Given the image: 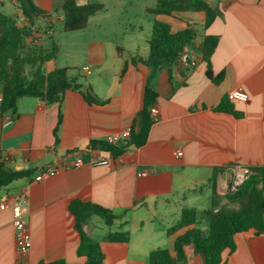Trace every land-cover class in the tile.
Returning a JSON list of instances; mask_svg holds the SVG:
<instances>
[{
  "label": "crops",
  "instance_id": "obj_1",
  "mask_svg": "<svg viewBox=\"0 0 264 264\" xmlns=\"http://www.w3.org/2000/svg\"><path fill=\"white\" fill-rule=\"evenodd\" d=\"M207 1L222 10L208 28L203 12L151 14L154 22L168 23L173 33L195 26L198 38L185 49L190 66L181 58L173 63L165 57L150 58V39L141 45L138 39L134 44L133 37L126 48L95 40L88 44V64L83 67L91 72H83L86 83L79 82L106 101L104 105L88 103L78 90H68L62 104L23 97L16 112H2L0 105V166L22 173L0 191V204L8 206L0 210V264L19 260L13 222V206L18 202L29 210L28 264L86 263L78 255L81 238L70 211L74 201L101 205L117 217L113 225L104 221V226L92 216L85 226V232L100 243L105 264H149L155 250L174 249L176 236L168 231L181 222L184 209L199 213L212 209L214 178L218 194L225 196L240 171L264 166V0ZM35 2L48 13L40 25L54 27L47 31L54 36L55 27L64 20L65 0ZM77 4L102 5L89 24L108 15L98 1L77 0ZM152 8L143 10L149 13ZM21 15L17 16L23 25ZM208 35L220 38L211 59L214 77L223 75L220 81L207 76L203 42ZM57 59L46 63L44 73L61 68ZM147 88L158 94L160 112L147 143L120 156L92 147L93 141L106 142L108 136L124 130L139 131ZM239 88L250 96L249 102H230L240 117L219 110L229 93ZM102 158L111 164L96 165ZM78 159L83 165L76 167ZM50 169H57V175L37 180ZM144 170L151 173L140 176ZM197 226L209 229L205 219ZM117 232L129 233V241L106 240ZM235 241L236 251L224 252L223 263L264 264V235L239 233ZM186 251V264H207L193 245Z\"/></svg>",
  "mask_w": 264,
  "mask_h": 264
},
{
  "label": "trees",
  "instance_id": "obj_2",
  "mask_svg": "<svg viewBox=\"0 0 264 264\" xmlns=\"http://www.w3.org/2000/svg\"><path fill=\"white\" fill-rule=\"evenodd\" d=\"M9 5L18 3L24 18L20 24V17L9 15L0 10V93L3 102L0 104L2 112H16L18 102L23 97H37L47 104H62L68 90L81 91L88 103L104 105L93 94L90 87L86 88L79 81V77L70 78V68H59L46 74V63L57 59L59 45L53 41L52 26H41L39 20L48 16L40 9L35 0H6ZM227 6L224 4L223 9ZM102 10L101 4H87L80 6L77 0H65L63 3L64 20L63 31L77 32L87 29L90 19ZM148 12L155 16H175L182 12H203L206 15L205 27H210L214 21L222 16L219 7H213L207 0H158L155 8ZM16 17H18L16 19ZM43 27V29H42ZM41 34V36L39 35ZM198 30L189 24L182 31L173 33L168 23L156 20L153 25L152 37L149 41L150 58L165 57L173 63L180 58L185 49L197 40ZM51 41L48 48L37 49L34 44L41 37ZM220 38L206 36L204 38L203 60L207 64V76L211 80L220 81L223 75L214 77L212 71V56L217 49ZM35 48V49H34ZM158 94L151 88L146 89L144 108L141 113V127L133 130L128 141L120 144L93 141L92 147L109 151L114 156L123 155L131 147H141L148 141L149 133L155 123L151 117V107L156 105ZM230 100L222 104L219 110L227 111L240 117L235 112ZM61 123V119L59 124ZM59 126L55 135L58 138ZM245 182L236 190H230L225 196H220L217 183L213 179L214 201L209 211L202 213L194 209H184L182 220L171 228L168 233L176 236L174 249H158L151 253L149 264H186L188 256L186 248L190 245L206 257L207 264L223 263V253L236 251L235 236L239 233L254 232L264 235V166H250ZM21 172L8 170L2 163L0 166V191L21 177ZM70 211L76 218V230L80 234L81 243L78 255L86 258L85 264H105V253L100 243L85 232V226L92 216H99L108 225H113L116 215L101 205L74 201ZM200 219L209 224L207 231L197 225ZM184 230L183 232H181ZM129 233H110L106 240L112 243H127ZM51 264H68L60 260Z\"/></svg>",
  "mask_w": 264,
  "mask_h": 264
},
{
  "label": "rangeland",
  "instance_id": "obj_3",
  "mask_svg": "<svg viewBox=\"0 0 264 264\" xmlns=\"http://www.w3.org/2000/svg\"><path fill=\"white\" fill-rule=\"evenodd\" d=\"M94 1V0H92ZM106 7L107 16L98 17L90 22L89 27L83 31L65 32L63 27H55L54 42L60 46V53L55 64L61 68H70V78L79 77L81 82L86 83L83 76V67L87 62L88 44L95 40L114 42L126 48L138 39L141 45L151 39L154 16L146 13L143 9L146 6L156 7L157 0H95ZM97 3V2H96ZM0 10L6 14L17 16L21 11L18 3L9 5L6 0H0ZM22 16V15H21ZM43 29V27H42ZM50 41L47 38L37 39V49L48 48ZM136 44V43H134ZM116 47V45H114ZM35 49V48H34ZM101 224L104 219L97 216Z\"/></svg>",
  "mask_w": 264,
  "mask_h": 264
},
{
  "label": "built area",
  "instance_id": "obj_4",
  "mask_svg": "<svg viewBox=\"0 0 264 264\" xmlns=\"http://www.w3.org/2000/svg\"><path fill=\"white\" fill-rule=\"evenodd\" d=\"M181 60L188 66L191 64V57L189 53L185 50L181 56ZM83 72L90 74L91 68L85 67ZM228 99L232 101H242V102H249L250 96L247 91L242 88L235 89L229 93ZM3 102V95L0 93V104ZM151 117L153 121L156 123L160 120V112L156 105L151 107ZM8 122H12V117H7ZM132 129L124 130L120 133L113 134L108 136L107 142L109 144H120L122 142L128 141L132 136ZM179 157L183 156V152L179 151L177 154ZM110 159H100L96 162V165H110ZM83 165V160L78 159L75 162V166L79 167ZM58 173L57 169H50L48 171L43 172L37 177V180L41 181L46 177H54ZM151 173L149 170H144L140 173V176H148ZM249 174V170L240 171L237 174L235 183L232 185V190H236L239 186H241L245 180L247 179ZM8 206L6 203L0 204V210L6 209ZM13 215H14V226L16 228V242H17V251L19 255V260L17 264H28V256L30 250L32 248V239L31 233L29 229V224L27 221V217L29 215L28 207L22 203L18 202L13 206Z\"/></svg>",
  "mask_w": 264,
  "mask_h": 264
}]
</instances>
